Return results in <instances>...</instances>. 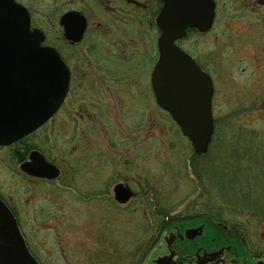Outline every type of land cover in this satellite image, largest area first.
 <instances>
[{"label":"rangeland","instance_id":"1","mask_svg":"<svg viewBox=\"0 0 264 264\" xmlns=\"http://www.w3.org/2000/svg\"><path fill=\"white\" fill-rule=\"evenodd\" d=\"M218 2L215 26L207 34L187 37L182 48L212 78V114L218 124L231 122L247 136H263L264 0ZM154 45L147 38L130 62L119 61L128 72V88L118 90L109 106L89 103L93 100L87 88L75 86L61 112L31 137L30 143L56 160L60 177L29 178L19 168L15 149L0 148V194L18 214L28 248L40 264H131L137 253L145 258L142 264H152L165 251L163 235L169 229L152 234L158 219L153 226L148 223L146 216L152 214L146 198L170 217L201 214L189 209L209 191L198 184L190 162L193 148L156 104L150 88ZM133 81L139 89L129 85ZM116 183L129 186L134 198L117 203L112 194ZM248 216L229 212L224 224L245 222ZM203 220L190 219L183 226ZM210 224L216 228V222ZM249 225V241L261 246L264 222L252 219ZM262 249L254 252L261 254Z\"/></svg>","mask_w":264,"mask_h":264},{"label":"flooded vegetation","instance_id":"2","mask_svg":"<svg viewBox=\"0 0 264 264\" xmlns=\"http://www.w3.org/2000/svg\"><path fill=\"white\" fill-rule=\"evenodd\" d=\"M14 1L26 9L29 15L30 28L39 29L43 33V44L53 47L58 52L69 71L68 90L55 114L31 134L10 146H0V148L11 147L22 154L26 145L30 144L31 137H35L34 135L37 131L47 125L67 105L75 86L80 90L87 88V91H89L88 96L93 100L89 103L97 104L98 106L104 102L106 106H109L110 100L117 99V91L128 88V84L125 82L128 72L126 67L121 68L119 66V61L122 63L130 62L137 54V48H141L142 43L147 42V38H150L151 42H155L156 45V48H154L155 45L153 47L156 56L154 68L159 56L158 39L162 33V28L157 23V18L160 15H164L169 30L174 28L175 23L177 24L176 20L183 22V35L179 36L177 34L173 41L174 48L171 45H167L165 51L168 54H175L177 50L183 51L194 60L199 69L207 73L200 63L182 46L185 47L184 43L187 37L191 35L207 34L215 26L220 11L218 0H213L215 7L212 24L208 30L202 31L198 25L193 24L192 19L185 17L190 11L195 13L199 11L200 0L183 10L174 7L175 4L182 7L178 1H173L172 5L166 7L163 0ZM72 12L79 13L84 18L85 28L79 40L73 39V34L77 29V22L68 17ZM66 16L67 18H65ZM66 26L69 38L65 35ZM98 56H101L102 59ZM130 84L135 89L140 87L137 81L130 82ZM150 88L152 90L151 74ZM213 95L214 91L212 100ZM116 106H118L117 103ZM167 114L169 115V112ZM31 147L30 150H27L21 163L29 160V154L32 150H37L48 163L59 169L60 177L61 169L55 164L56 160L48 157L41 148L33 144ZM23 174L32 179L51 181L50 179L35 177L26 172H23ZM0 202L14 217L27 249L40 264L35 254L28 248V243L21 231L18 214L13 209V206L1 194ZM116 202L119 203L118 201ZM186 221L189 222L190 220L173 221L175 222L173 227L167 231L166 235H163L165 251L156 256L152 260V264H264V242L263 246H261L263 248L261 254L255 253L254 250L259 247H255L249 241L250 235L245 234L243 236L238 230L244 231V227L228 226L222 222H216V228L212 230L210 223L213 221L203 220L197 225L183 226ZM135 255L136 257L132 259L131 264H142L145 258L142 259L140 253Z\"/></svg>","mask_w":264,"mask_h":264},{"label":"water","instance_id":"3","mask_svg":"<svg viewBox=\"0 0 264 264\" xmlns=\"http://www.w3.org/2000/svg\"><path fill=\"white\" fill-rule=\"evenodd\" d=\"M175 8L187 9L197 0H163ZM214 1L200 0L199 11H190L202 31L208 30L214 16ZM68 17L77 22L73 39L79 40L85 28L84 18L76 12ZM67 18V16L65 17ZM169 30L164 15L157 18L162 28L158 39L159 56L151 72V84L157 104L168 111L195 154L207 152L213 133L210 76L197 67L183 51L168 54L174 37L183 35V22L176 20ZM190 22V21H189ZM65 28V35L69 38ZM171 34V36H169ZM44 35L30 28L26 9L14 0H0V146H9L32 133L49 120L61 106L68 90L69 71L58 52L43 45ZM174 48V47H173ZM20 169L30 175L56 179L59 169L48 163L40 152L32 150ZM119 203L128 202L133 191L122 183L113 187ZM0 264H38L31 255L9 210L0 202Z\"/></svg>","mask_w":264,"mask_h":264},{"label":"trees","instance_id":"4","mask_svg":"<svg viewBox=\"0 0 264 264\" xmlns=\"http://www.w3.org/2000/svg\"><path fill=\"white\" fill-rule=\"evenodd\" d=\"M218 120L214 118L213 136L207 152L204 155L193 152L190 160L198 184L203 189H205L204 185H207L209 189L204 191L206 198L199 196L189 207L191 211H200L201 214L197 216L179 214L170 217L158 203L151 205L152 203L146 198V209L152 214V218L150 214L146 216L148 223L153 226L155 218L159 221L154 224L156 232L152 234L157 235L170 229L175 223L174 220L183 221L201 217L213 222L225 223V214L229 212L249 215L245 222L230 224L244 227V231L238 229L243 236L251 234L249 224L252 219L264 222V135L247 136L240 126L231 122L220 126ZM31 148L30 144L26 145L23 154L15 150L17 162L22 161L27 150ZM219 150L222 153L218 156L216 152ZM235 194L238 198L240 195L247 196L248 200L235 198ZM151 226L145 228L151 230ZM150 244L151 242H148L143 248L144 257ZM258 245L254 244L255 247L262 246Z\"/></svg>","mask_w":264,"mask_h":264},{"label":"bare ground","instance_id":"5","mask_svg":"<svg viewBox=\"0 0 264 264\" xmlns=\"http://www.w3.org/2000/svg\"><path fill=\"white\" fill-rule=\"evenodd\" d=\"M25 137V136H24ZM30 145H32V143H30Z\"/></svg>","mask_w":264,"mask_h":264}]
</instances>
